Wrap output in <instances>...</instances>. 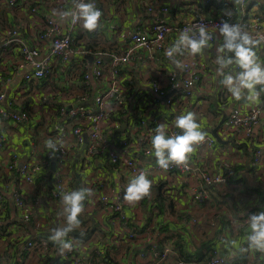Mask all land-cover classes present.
<instances>
[{
	"label": "crops",
	"instance_id": "obj_1",
	"mask_svg": "<svg viewBox=\"0 0 264 264\" xmlns=\"http://www.w3.org/2000/svg\"><path fill=\"white\" fill-rule=\"evenodd\" d=\"M171 6L170 13L146 11L140 0H99L104 15L101 24V31L93 35L77 34L82 38L86 46L94 51L107 52L118 49L128 42V32L136 26H149L155 18L165 20H180L199 9L207 14H223L231 11L235 16L240 15L239 4L234 0H158ZM252 5H254L252 3ZM255 4L251 11L258 9ZM21 14L7 7L0 8V21L11 24H22L19 20ZM24 35L27 33L24 30ZM224 38L218 39V48L223 45ZM256 60L264 66V48L254 46ZM186 55L196 56L204 65L203 81L196 88V93L187 102L186 100L168 107L162 97L159 100H152L153 93L148 85L150 76L156 72H163L164 68H170L178 74L181 66L176 65L180 57L168 59L160 54L150 58L146 50L139 54L136 60L125 67L122 71L123 81L127 88V98L123 109L115 115L122 119V123H128L136 118L144 117L152 122L156 116L162 118L163 124L174 122L181 114L194 112L200 130L204 133L213 134V129L221 119H217L216 111L225 115V105L233 103L253 104L258 101L246 99L248 93L244 91L240 100H236L226 85L221 83L225 76H236L241 69L233 63L226 68L218 67L214 58L222 54L217 48L209 43L202 48L200 53L190 54L186 48ZM235 59V53H227V58ZM91 60V59H90ZM2 66V65H1ZM220 69L223 75L217 71ZM64 72H60L61 85L64 80ZM7 81V96L10 99L17 87L21 84V72H3ZM45 84H47L45 86ZM65 85V84H63ZM58 82L53 79L39 80L28 85V92L32 89L30 108L24 104L13 103L8 107L11 110L24 112L27 118L20 120L9 119L3 122L0 118V127L7 136L6 146L0 150V189L5 192L7 209L10 216L7 228L3 231V238L0 237V248L5 254V264H73L65 262L60 254L59 246L49 239L52 230L66 226V217L63 211L64 206L60 200L55 199L52 194V176L56 169V153L52 148L47 147L49 139L53 143L66 144L71 147L70 156L65 167V178L70 179L71 172L75 173L74 181L70 182L71 190L91 189V195L86 196L83 201L84 210L80 214L81 221L79 229L91 230L93 233L86 239H78L75 236L67 240L76 245L79 251L84 252L85 261L83 264H135L136 253L139 247L131 249L121 244L110 243V230L112 228L110 214L101 204L100 198L103 193L112 192L117 181L115 170L111 164L101 157H96L86 170L80 168V158L83 145L76 143L73 134V125L69 120L68 112L76 104L77 99L86 94L87 106L93 107L94 95L104 84L98 82L92 76L87 83L79 76L77 80L63 87L62 94L49 98L47 102L38 103L35 97L43 94L46 89L54 92L58 88ZM228 96L229 102L216 97ZM213 98V99H212ZM13 100V99H12ZM213 100V101H212ZM216 101V102H214ZM183 102V103H182ZM182 103V104H181ZM17 104V105H16ZM6 105V103H3ZM224 107V108H223ZM203 111V112H202ZM128 118V121H125ZM222 125V124H221ZM120 126V127H121ZM125 126V127H126ZM118 131L123 132L124 130ZM218 133L223 138L218 149L194 150L189 157V162L201 168H215L223 159L234 160L238 163L234 166V172L226 184L213 186V191L204 202H196L191 198L189 185L180 179V183L173 184L172 193L168 191L167 179L160 175L151 179L153 184H160L163 180L164 203L153 199L156 191L152 190L147 199V210L144 204H130L129 214L131 221L135 224L152 223L155 229L161 232V243H172L179 250L180 254L192 257H206L211 250L233 260L234 264H264L259 260V251L250 248L248 236L250 233L249 223H244V218L250 213L258 214L264 211V195L259 196L256 190L264 186V170L255 169L251 165L252 152L237 150L235 146L222 136L220 127ZM215 136V135H214ZM217 138V137H216ZM264 118L261 124L255 129L250 140L253 145L264 142ZM218 140V139H217ZM219 143V142H218ZM17 156L18 162L29 164H42L33 183L22 181L18 171L7 169L13 155ZM156 159L155 155L143 158L147 163ZM103 182V184H102ZM17 187L28 202V208L22 210L16 207L12 200L11 192ZM159 188V185H156ZM140 202V201H139ZM158 203L159 211L154 213L153 203ZM196 218L194 225H189L187 217ZM5 221V220H4ZM95 223V225H94ZM32 241L33 245L29 251L21 250V243ZM77 249V248H76ZM144 262L143 258H140Z\"/></svg>",
	"mask_w": 264,
	"mask_h": 264
},
{
	"label": "built area",
	"instance_id": "obj_2",
	"mask_svg": "<svg viewBox=\"0 0 264 264\" xmlns=\"http://www.w3.org/2000/svg\"><path fill=\"white\" fill-rule=\"evenodd\" d=\"M146 11L155 13H170L171 6L158 0H140ZM191 1V0H190ZM220 2L223 0H213ZM80 0H0V8L7 7L21 14L19 19L22 24L18 25L0 21V118L5 122L9 119L20 120L27 118L24 112L10 110L9 105L15 100L7 96V81L3 72H21L22 82L16 91L24 94L31 82H38L53 78L59 86L54 92L46 89L39 97H35L38 103L47 102L49 98L61 94V90L67 84H71L82 77L87 83L92 76L98 82L104 84L99 92L94 95V105L86 104L87 95H81L76 104L68 112V117L73 125V134L76 143L83 150L80 158V168L88 169L96 157L105 158L115 170L117 181L112 192L101 195V204L110 214L112 224L110 243L121 244L128 249L139 247L136 253L135 264H234L232 259L218 254L216 251L207 259L185 257L180 254L177 247L172 243H161V232L150 223L145 227L133 224L129 214V206L124 200L125 192L130 179L145 172L148 179L160 175L167 179V187L172 189L176 182L184 181L189 185L191 198L196 202H204L209 197V189L213 186L226 184L234 172L236 161L223 159L213 169L204 166H194L188 161L187 165H170L167 170L162 169L157 158L147 163L143 158L155 155L151 145V138L155 134V128L161 124L162 118L156 116L152 122L144 117L131 120L123 132L118 131L121 126L116 113L123 109L127 98V88L123 81L122 71L132 64L143 51L149 52L150 58L160 54L168 59L180 57L181 72L165 67L163 72L152 74L148 85L153 93L152 100H159L167 96L164 102L168 107L176 103L192 98L196 88L203 81L204 65L196 56L186 55V48L181 46L175 49V43L185 29L193 30L197 25H204L211 36L208 43L218 48V39L223 38L219 32L222 21L231 24H239L253 39L260 42L257 44L264 48V0H241L239 3L240 15L233 13L229 17L223 14H207L203 9L180 20H165L155 18L149 26H136L128 32V42L109 54L102 51H94L82 44V38L77 34L95 35L101 31V24L94 31L83 28L82 21L73 22L69 16L62 19L58 13L77 11L76 4ZM92 3L102 12L99 23L103 19L104 11L99 0H83ZM252 3L257 4L258 9L251 11ZM26 31L25 36L23 31ZM194 38L199 39L198 32ZM224 44V40H223ZM172 50L171 58L166 56V50ZM91 57V60H90ZM219 58V57H218ZM214 58V63L221 67ZM2 65V66H1ZM238 68L239 66L236 65ZM60 72H64V80L61 85ZM264 86L257 85L256 90L260 93L258 101L253 104L233 103L225 105L227 115L220 126L222 136L227 139L233 138L238 142L250 140L255 129L264 118ZM6 103V105H3ZM183 103V102H182ZM181 103V104H182ZM163 124V123H162ZM168 135L182 134V130L174 126V122L164 124ZM264 140V139H263ZM7 136L0 127V150L7 144ZM55 144L56 169L52 178V194L55 199L61 201L62 193L70 192V182L74 181L75 173L71 172L70 179L65 178V167L70 156L71 147L66 144ZM216 136L205 133V140L194 146L198 149H218ZM252 152L251 165L253 168L264 170V142L253 145L249 142ZM42 168V164H29L18 162L14 154L9 161L7 169L18 171L22 181L33 183ZM103 184V182H102ZM12 200L17 208L26 210L28 202L23 197L19 188L15 187L11 192ZM135 204H139L136 202ZM154 213L159 211L158 205L153 208ZM7 199L5 192L0 189V214L2 218L7 216ZM250 212L243 220L249 223ZM198 220L190 218L189 225H194ZM33 242L21 243L23 252L29 251ZM77 248V249H76ZM60 252V251H59ZM259 260L264 263V253L259 252ZM65 262L83 264L84 252L79 251L73 245L71 251L62 255ZM144 259V262L140 261ZM5 254L0 248V264H5ZM126 264V263H122Z\"/></svg>",
	"mask_w": 264,
	"mask_h": 264
},
{
	"label": "clouds",
	"instance_id": "obj_3",
	"mask_svg": "<svg viewBox=\"0 0 264 264\" xmlns=\"http://www.w3.org/2000/svg\"><path fill=\"white\" fill-rule=\"evenodd\" d=\"M235 3H241V0H234ZM77 11L58 13L62 19L69 16L73 22L82 21L83 28L88 31H94L99 26L102 12L92 3H85L80 0L76 4ZM227 16H231V11L226 12ZM198 32L199 39L194 38ZM219 32L224 38V44L220 47L219 52L222 54L217 63L221 68H226L235 63L241 71L236 76H225L221 81L229 89V92L236 100H240L245 90H247L246 99L255 101L259 97L256 90L257 85L264 86V66L259 64L253 51L260 41L253 39L239 24H231L228 21H222ZM211 39L209 32L204 25H197L190 34L189 29H185L179 35L175 49L179 50L181 46L187 48L190 54L195 55L202 51V48L208 44ZM264 39V38H261ZM235 53V59L229 57L225 59L227 53ZM166 56L171 58L172 50H166ZM180 67V61L175 62ZM223 75L220 69L217 70ZM264 91V87L261 88ZM174 126L182 130V134L168 135L167 127L164 124H158L155 128V134L151 138V145L154 149L155 157L158 165L167 170L170 165H187L190 154L194 151V146L199 145L205 140V133L200 130L197 122L196 114L188 112L181 114L174 120ZM47 147L55 150V144L52 140L46 141ZM152 182L148 179L145 172L141 171L138 175L130 179L127 186L124 200L130 204L139 202L141 199L150 195ZM91 189L73 190L62 193L61 202L64 206L66 217V226L52 230L49 239L59 246L60 254L64 255L66 251H71L73 244L67 240L68 234L79 227L81 221L80 214L84 210L83 201L86 196H90ZM250 233L248 236V244L250 248L264 253V211L258 214H252L249 218Z\"/></svg>",
	"mask_w": 264,
	"mask_h": 264
},
{
	"label": "trees",
	"instance_id": "obj_4",
	"mask_svg": "<svg viewBox=\"0 0 264 264\" xmlns=\"http://www.w3.org/2000/svg\"><path fill=\"white\" fill-rule=\"evenodd\" d=\"M94 36V35H93ZM114 50H116V49H114ZM111 51H113V50H111ZM47 84H45V86H46ZM64 90H61V94H62V92H63ZM31 93H32V89H30L28 92H24V94H19L16 90H15V92H14V94H13V97H11L10 99H13V100H15V102H14V104L15 103H17V104H24L25 105V107H27V108H30V106H29V104H31ZM215 97V99H216V97L218 98V99H220V100H226L227 102H229V99H228V96L226 95V96H221V97H219V94H217L216 96H213V98ZM212 98V99H213ZM213 101V100H212ZM214 102H216V101H214ZM16 104V105H17ZM215 108H217L216 106H214V110L216 111V114H217V119L219 120V119H221L222 117H223V113H221V112H218ZM224 108V107H223ZM224 114H227V112L226 113H224ZM122 119H125L124 117H120L119 118V120H120V122L122 121ZM125 121H128V118L125 120ZM122 123V122H121ZM218 125V124H217ZM229 141L233 144V146H235V148L238 150H244V151H248V148H249V141H243V142H238L237 140H235V139H233V138H230L229 139ZM219 142V141H218ZM222 144V142H219V144ZM243 151V155L245 154V152ZM249 152V151H248ZM159 183L160 184H153L152 183V186H151V191L152 190H154V191H156V193L154 194V196H153V199L155 200V201H158L159 202V204L161 203V206H159L160 207V209H162L163 208V203H164V199H163V196H164V191H163V187H162V185H164V181L163 180H161V181H159ZM156 185H159V188H157L156 187ZM253 190H256V192L258 193V195L259 196H261V198H262V196L264 195V186H259V187H257L256 189H255V187L253 188ZM151 191H150V193H151ZM213 191V188H211L210 189V192H212ZM147 199H148V196L147 197H145V198H143V199H141L140 200V202H139V204L141 203V204H144L145 206H146V208H147V210H149V207H148V205H147ZM206 201V200H205ZM158 203H156L155 202V204L153 203V208H155V206L157 205ZM158 207V208H159ZM152 208V209H153ZM9 213V209H7V211H6V213ZM8 213H7V215H8ZM9 217L10 216H6V218H2L1 217V214H0V237H2L3 238V236H5L4 235V230L8 227L7 226V224H8V219H9ZM190 217L191 216H189V217H187L186 219H190ZM5 220V221H4ZM133 223V222H132ZM134 224V223H133ZM148 224H150V223H147V224H144V223H141L140 224V226L141 227H145V226H147ZM94 225H95V223H94ZM93 231H94V229H91V230H85V229H79V228H76L74 231H72V232H70L69 234H68V237L66 238V239H68L69 237H71V236H75L76 238H78V239H86V238H88V236H90L92 233H93ZM110 236H112V232H111V230H110ZM216 251L215 250H211V252H209L207 255H206V257H202V258H199V257H193V258H198V259H201V260H203V259H207V258H209L211 255H213L214 253H215ZM182 255V254H181ZM183 256H185V255H183ZM185 257H192V256H185Z\"/></svg>",
	"mask_w": 264,
	"mask_h": 264
},
{
	"label": "water",
	"instance_id": "obj_5",
	"mask_svg": "<svg viewBox=\"0 0 264 264\" xmlns=\"http://www.w3.org/2000/svg\"><path fill=\"white\" fill-rule=\"evenodd\" d=\"M90 59H91V57H90ZM166 98H167V96H164V97H163V99H166ZM226 115H227V114H225V115L221 118L219 124L213 129V134L217 137V139H218L219 142H223V141H224L223 138H222V137L220 136V134L218 133V129H219V127L221 126V124L225 121V119H226ZM125 126H126V122L122 124V126L120 127V130H124V129H125Z\"/></svg>",
	"mask_w": 264,
	"mask_h": 264
},
{
	"label": "rangeland",
	"instance_id": "obj_6",
	"mask_svg": "<svg viewBox=\"0 0 264 264\" xmlns=\"http://www.w3.org/2000/svg\"><path fill=\"white\" fill-rule=\"evenodd\" d=\"M202 112H203V111H202ZM167 188H168V187H167ZM168 191H169L170 193H172V189H169V188H168Z\"/></svg>",
	"mask_w": 264,
	"mask_h": 264
}]
</instances>
